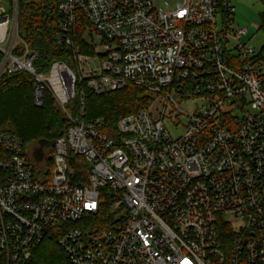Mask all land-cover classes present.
<instances>
[{"label":"built area","instance_id":"obj_1","mask_svg":"<svg viewBox=\"0 0 264 264\" xmlns=\"http://www.w3.org/2000/svg\"><path fill=\"white\" fill-rule=\"evenodd\" d=\"M2 1L0 81L29 74L34 106L49 94L69 126L40 163L0 132V264H31L45 242L65 264H264V45L244 42L255 35L231 0H58L54 41L72 65L46 72L19 36L18 0ZM129 85L157 110L112 131L86 117L88 92ZM173 98L200 108L174 120Z\"/></svg>","mask_w":264,"mask_h":264},{"label":"trees","instance_id":"obj_2","mask_svg":"<svg viewBox=\"0 0 264 264\" xmlns=\"http://www.w3.org/2000/svg\"><path fill=\"white\" fill-rule=\"evenodd\" d=\"M13 5L14 0H9ZM58 0H18L19 36L31 50L38 54L36 65L48 71L55 62H67L68 52L61 50L54 41L58 31ZM89 24L83 18L79 24L77 45L85 53L92 54L85 46L83 35ZM34 82L29 74L6 76L0 81V132L12 133L29 146L46 142L49 146L64 135L69 121L57 107L55 100L46 95V105L37 108L33 104ZM7 99L6 104L4 99ZM152 95L144 88L129 85L123 90L95 96L88 92L85 100L86 117L104 118L112 131L117 122L132 113L147 109ZM79 98L69 106L78 114ZM50 169L52 164H49ZM31 264H65L67 258L53 242L40 246ZM59 252V254H58Z\"/></svg>","mask_w":264,"mask_h":264},{"label":"rangeland","instance_id":"obj_3","mask_svg":"<svg viewBox=\"0 0 264 264\" xmlns=\"http://www.w3.org/2000/svg\"><path fill=\"white\" fill-rule=\"evenodd\" d=\"M231 2L236 7V23L239 24L241 27H250V37L252 35H255V38L253 40H249L250 38H244V42L247 43L248 46L254 47L257 50L260 49L264 45V32L256 31L254 26L258 27L261 26V24L263 23L264 4L260 0H231ZM1 8L6 12H11L13 10V5L9 0H3L1 3ZM94 39L97 46H99L96 52L98 54L103 53V49L102 47H100L101 44L99 39H97L96 37H94ZM71 65L72 62H70V66ZM3 101L6 104L7 99L5 98ZM157 101V98L152 97L148 108L153 111H156L158 108L156 106ZM172 103L174 109L168 108V115H170L171 118H173L174 120L175 117L179 114V112L184 111L187 115H191L200 108V104L194 101L181 102L178 99L173 98ZM168 115L165 121V126L168 132H170V134L172 135V137L176 139L183 132V128L176 130L172 126L171 122L168 120ZM180 122L185 126L187 120L184 118H180ZM26 149L28 153H34V159L38 163L42 162L44 155L48 152V150H51L50 146L46 142H36L34 144L26 146ZM228 219L232 220L231 217H228Z\"/></svg>","mask_w":264,"mask_h":264}]
</instances>
